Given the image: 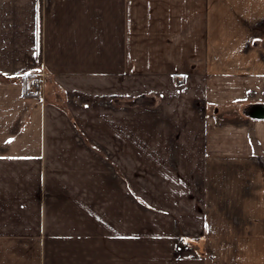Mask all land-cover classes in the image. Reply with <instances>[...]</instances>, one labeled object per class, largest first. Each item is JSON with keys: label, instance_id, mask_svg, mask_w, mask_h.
I'll return each instance as SVG.
<instances>
[{"label": "crops", "instance_id": "0c3cea01", "mask_svg": "<svg viewBox=\"0 0 264 264\" xmlns=\"http://www.w3.org/2000/svg\"><path fill=\"white\" fill-rule=\"evenodd\" d=\"M139 233L264 264V0H0V264H137Z\"/></svg>", "mask_w": 264, "mask_h": 264}, {"label": "rangeland", "instance_id": "374dc122", "mask_svg": "<svg viewBox=\"0 0 264 264\" xmlns=\"http://www.w3.org/2000/svg\"><path fill=\"white\" fill-rule=\"evenodd\" d=\"M110 108H113V106L110 105ZM76 136L79 139L78 134H76ZM105 155H106V157H109L111 154L110 153H106ZM120 173H119V175H121L120 176L121 179L127 181L125 179V177H124V175H125L124 171L121 170ZM141 208H143V207H141ZM172 233L174 234L173 236H178L179 238L184 236V234H186L187 236H194L193 234H195V233H193V234L190 233L186 229L185 230L181 229V231L178 232V229L176 230V228H174V230L172 229ZM196 235L197 236H194V238H196V237L198 238V234H196ZM137 240H138V242H137L138 245L136 247L137 264H152V262H153V264H163V262H166L165 264H176V263H173V260H171L168 263V260L173 259V258L177 259L178 256L177 255H173V258H172L170 250H169L168 246H166L165 244H163V245L162 244H154L153 245V250L151 251L148 248V246H150V244H147L148 246L144 245L143 241L146 240V239H144V234L139 233ZM141 240H143V241H141ZM197 253H201L202 254L201 256H203L205 254V257H207L206 252H197ZM216 253L219 254L218 251ZM187 254H189V253H187ZM190 254H191V252H190ZM201 256L199 254V257H201Z\"/></svg>", "mask_w": 264, "mask_h": 264}, {"label": "built area", "instance_id": "2783aa9c", "mask_svg": "<svg viewBox=\"0 0 264 264\" xmlns=\"http://www.w3.org/2000/svg\"><path fill=\"white\" fill-rule=\"evenodd\" d=\"M43 78L44 76L41 75V79H32L31 80V87L32 88H39L43 84Z\"/></svg>", "mask_w": 264, "mask_h": 264}]
</instances>
